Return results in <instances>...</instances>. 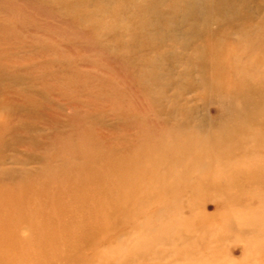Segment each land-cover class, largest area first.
<instances>
[{
  "label": "rangeland",
  "instance_id": "rangeland-1",
  "mask_svg": "<svg viewBox=\"0 0 264 264\" xmlns=\"http://www.w3.org/2000/svg\"><path fill=\"white\" fill-rule=\"evenodd\" d=\"M178 1L171 17L183 33L159 38L168 53L174 47L175 55L191 54L192 64L179 60L158 69L154 85L166 94L159 103L143 87L151 76L149 35L137 33L127 51L120 35L101 33L93 17L69 3L0 0V172L22 167L32 173L24 179L51 191L66 178L106 180L114 172L117 180L106 188L120 187V198L87 211L74 196L59 202L57 237L71 243L59 264H264V103L245 107L244 88L235 82L205 93L203 54L184 47L198 41L190 29L204 0ZM222 1L228 18L213 27L223 29L224 43H243L234 50L247 63L255 59L248 80L263 89L264 0ZM163 2L161 11L170 13L172 0ZM140 9L118 11L127 16ZM101 21L109 25L111 18ZM197 22L202 27L204 17ZM257 24L260 40L251 39L254 28L241 32ZM186 116L205 118L208 131L196 136L188 128L179 136L178 119ZM8 127L26 142L14 144ZM165 145L172 150L162 151ZM30 152L38 159L22 155ZM108 161L125 165L122 176ZM29 237L25 232L21 239Z\"/></svg>",
  "mask_w": 264,
  "mask_h": 264
},
{
  "label": "bare ground",
  "instance_id": "bare-ground-1",
  "mask_svg": "<svg viewBox=\"0 0 264 264\" xmlns=\"http://www.w3.org/2000/svg\"><path fill=\"white\" fill-rule=\"evenodd\" d=\"M46 1L49 3L55 1L65 2L78 8V10L79 8L83 9L82 11L85 15L94 18L96 25L99 27L98 30L101 33L121 36L117 39L123 50L129 51L133 48L134 44H137V33L149 35L145 36L144 39L145 41H149L147 46L149 52H147V55L148 64L151 63V67L149 68L151 76L150 80L145 82V86L143 87L145 88V91L159 103L164 102L166 94L164 90H160L154 85V81L161 79L158 69L160 70L163 67L162 65L165 67L173 66V64L178 63L179 60L184 61L187 65H190V62L192 61L191 54H187L189 55V58H186L187 55L178 56L173 54V46L171 52L168 53L167 50H165V47L168 44L159 38V34L161 33L167 35L166 31L170 32V35H172L173 38L179 37L183 33L181 28H179L180 26H177L174 22L175 15L171 17L174 14V5L176 4L178 7V0H172V3L170 4V13L161 11L162 6H164L163 0H154L151 3H147L145 0ZM222 2V0H204L203 3L200 4L199 9L193 12L197 15L193 19L190 32L193 33V38L198 41H192L185 44L184 47L187 50L191 49L196 52L201 51L203 54L198 66L200 67L201 72L206 76V94L216 92L220 89V85L223 83L228 84L235 82L238 83L240 87L242 86L244 88L240 95L243 105H245V107H250V109L254 107L257 108V103H264V88L259 90L256 85L248 80L247 67L250 62L247 63V61L244 60V57L241 59L239 57L240 54L234 50L235 47H239V45L243 43L237 41V46L234 43H224L222 38L224 34L223 29H215L213 27L214 22L221 25L224 24L228 18V11ZM121 6L140 7L141 9L138 12L130 10V14L126 16L122 11H118ZM103 17L111 18V23L109 25L103 24L101 21ZM202 17H204L205 24L202 27L197 26L198 19ZM162 23H164L165 26H161ZM262 23V26H264V20ZM262 26L257 24L254 27L241 28V32L246 33L254 28L257 32L255 33V36L253 35L251 37V39L255 38V40H260L263 37L261 35ZM155 27H160V29L155 30ZM199 27L200 29L198 30ZM232 45L234 53L230 51ZM141 47L144 49L145 43H142ZM252 48L253 45L251 47L247 46L244 53L245 57L248 50H252ZM252 61H255V59L253 58L251 60L250 65L252 64ZM148 64L145 62L146 66ZM229 98L230 97L223 99V101L221 100L220 102L225 104L224 101L229 100ZM171 102L176 105V113L180 106L178 104L179 102L174 99ZM227 108L232 114L236 112L242 116L245 113L242 108L235 109L230 106ZM247 112L248 113L244 114V118L248 120V118H250V113L249 111ZM169 116L174 117L171 116V114ZM202 119H195L192 116H186L185 119L184 117L178 119L180 122H177V125L180 126L179 131H182L179 136H182L188 128L194 130L193 133L196 136L201 133H206L205 131H208L207 123H205V118ZM7 130L11 135L14 144L26 142L25 139L21 138V133L16 127H8ZM194 139L197 141L196 139L198 138ZM30 143L32 145L33 140ZM161 149L164 152L172 150L171 148L169 150L167 145L161 147ZM14 152L15 156H17L20 151L16 150ZM22 155L24 157L26 156L29 160L34 158L38 159V156L34 157L32 152L29 154L24 153ZM148 155L151 156L150 153ZM162 155L163 158L168 157L167 154L163 152L161 156ZM114 164L108 161V165H110V167L112 166L111 168H114L113 170H115V174L117 175L121 173L122 168H124L125 165L123 163ZM28 174L32 175L30 170L23 169L22 167L19 169L11 167L0 172V264L62 263L65 261V254L70 250L71 243L59 241L57 237L59 229L56 228V222H59V215L61 214L60 211L57 213V211L61 209L59 202L63 200L64 196L70 195L77 199L75 200L74 198H71L72 201H75V204L80 203L83 207H86L83 208L86 211L90 210L92 206L102 207V203H107L106 201L113 200L114 197H116V199L119 197L116 192L120 190V187H117L114 191H109L106 188L107 185H111L112 182H115L117 178L113 175L114 172H112L111 177L108 176V179L106 180H101L99 176L95 175V177H97L95 181L94 179L92 180L88 174L81 177V180L79 178H66L65 181H67V183L60 184L59 187L55 189V192L51 191L50 188L37 189L36 182L31 180L32 178L28 180L23 178ZM50 174H52V172ZM90 174L92 177L93 174ZM119 176H122V174H119ZM45 178L48 180V177ZM91 180L93 182H91ZM71 184L74 185V189L71 188ZM88 184L92 185V188H89ZM6 185H13L14 187L13 189H10ZM2 187H5V189H2ZM77 192L80 193L79 196H77ZM36 199H39L38 202H36ZM85 204H87V206ZM71 210L73 209L71 208ZM85 210L83 211L84 214H82L83 218L86 217ZM94 223L97 222L94 221ZM25 232H28L30 237L27 239H21L22 235H25ZM8 253H13V258L8 256Z\"/></svg>",
  "mask_w": 264,
  "mask_h": 264
}]
</instances>
